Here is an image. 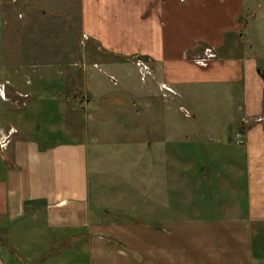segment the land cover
Returning <instances> with one entry per match:
<instances>
[{
  "label": "crops",
  "instance_id": "0c3cea01",
  "mask_svg": "<svg viewBox=\"0 0 264 264\" xmlns=\"http://www.w3.org/2000/svg\"><path fill=\"white\" fill-rule=\"evenodd\" d=\"M78 4L79 30L90 42L83 54L96 61V66L117 67L120 72L110 70L109 81L121 86L120 90L157 105L162 100L155 95L154 81L159 88L165 84L179 95L193 85L223 84L239 110L238 127L234 133L228 132V139L245 148V205L222 209L239 213L216 218L113 220L111 212L90 206L86 143L82 139L43 142L10 122L12 129L0 141V264H18V251L25 254L26 264H76L79 251L89 258V264H261L264 0H78ZM4 20L0 17V36ZM95 44L100 51L93 48ZM135 56L147 61L153 81L149 77L139 85L130 81L131 71H124V65L138 71L132 60ZM49 72L54 71H41ZM95 77L91 76V81L97 84ZM7 91L14 100L10 103L14 111L19 109L17 97L26 94L29 98L32 93L19 84ZM7 91L0 87V95L8 101ZM50 100L68 114L75 113L68 132L79 134L83 120L81 114L75 118L78 103L72 101V107H66L64 98ZM27 105L25 101L24 107ZM17 113L2 116L0 109V121L13 118L18 122ZM237 132L241 143H236ZM169 161L176 169L177 160L170 156ZM225 163L226 169L241 168L234 161ZM222 182L229 186L227 180ZM172 186L177 188L175 180L170 181L169 188ZM197 189L203 193L202 188ZM36 223L43 226L37 229ZM29 225L37 229L41 241L31 239ZM55 242L56 257L49 254ZM62 251L71 258L61 255Z\"/></svg>",
  "mask_w": 264,
  "mask_h": 264
},
{
  "label": "rangeland",
  "instance_id": "374dc122",
  "mask_svg": "<svg viewBox=\"0 0 264 264\" xmlns=\"http://www.w3.org/2000/svg\"><path fill=\"white\" fill-rule=\"evenodd\" d=\"M1 1L0 17L5 20L0 36V87L7 91L19 84L32 93L29 98L17 95L19 111L11 107L14 100L8 91V101L0 95L2 116L20 114L18 122L13 118L0 121V141L12 129L10 122L18 124L25 135L43 142L82 139L86 143L90 206L92 210L111 212L113 220H180L239 213L221 211L243 206L248 177L244 146L228 139V132L234 133L238 127L239 110L223 84L193 85L185 90L187 94L168 95L154 81L155 95L162 101L153 105L110 83V70L117 72V67L96 66V61L84 56L90 42L79 30L78 0ZM93 48L100 51L96 44ZM42 64L54 72L41 73L48 69ZM125 70L131 71L133 84L144 82L139 70L124 65ZM91 76H96L98 85ZM148 77L154 80L152 73ZM102 84L113 90L107 91ZM57 97L64 98L66 107L78 103L75 118L81 114L83 120L79 134L68 132L75 113L68 114L61 105L50 103ZM120 98L124 99L122 103ZM118 101L120 105H114ZM170 156L177 160L176 169L171 168ZM227 160L241 168H224ZM174 180L177 188L171 189L169 183ZM226 180L229 186L223 185ZM199 192L202 195L197 196ZM41 226L36 223L35 228ZM35 228L29 227L31 239L41 241ZM23 239L26 237H17L18 241ZM56 245L50 248L51 256ZM18 253V264H26L25 254ZM66 253L62 251L61 255L71 258ZM79 253L76 264H89V258Z\"/></svg>",
  "mask_w": 264,
  "mask_h": 264
},
{
  "label": "built area",
  "instance_id": "2783aa9c",
  "mask_svg": "<svg viewBox=\"0 0 264 264\" xmlns=\"http://www.w3.org/2000/svg\"><path fill=\"white\" fill-rule=\"evenodd\" d=\"M134 60H135L134 61L135 65L137 66L138 70L140 71L141 79L143 81H146L145 79L148 76H150L152 73L149 65L141 57L135 56ZM199 63H202V62H199ZM163 89H165L166 92H168V93L174 94V91L170 87L166 86L165 84L160 85V90L162 91ZM235 138H236V143H241L243 141L241 138V134L239 132L236 133Z\"/></svg>",
  "mask_w": 264,
  "mask_h": 264
}]
</instances>
